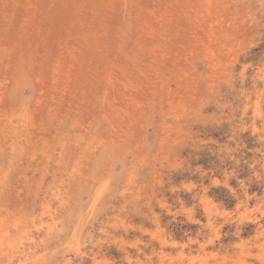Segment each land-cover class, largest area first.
Listing matches in <instances>:
<instances>
[{
	"label": "rangeland",
	"instance_id": "rangeland-1",
	"mask_svg": "<svg viewBox=\"0 0 264 264\" xmlns=\"http://www.w3.org/2000/svg\"><path fill=\"white\" fill-rule=\"evenodd\" d=\"M0 264H264V0H0Z\"/></svg>",
	"mask_w": 264,
	"mask_h": 264
},
{
	"label": "bare ground",
	"instance_id": "bare-ground-1",
	"mask_svg": "<svg viewBox=\"0 0 264 264\" xmlns=\"http://www.w3.org/2000/svg\"><path fill=\"white\" fill-rule=\"evenodd\" d=\"M5 210V209H4Z\"/></svg>",
	"mask_w": 264,
	"mask_h": 264
}]
</instances>
